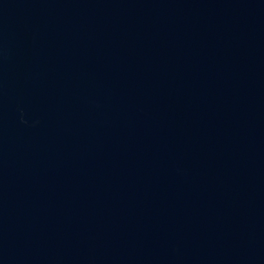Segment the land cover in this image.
Segmentation results:
<instances>
[{"label":"water","instance_id":"water-1","mask_svg":"<svg viewBox=\"0 0 264 264\" xmlns=\"http://www.w3.org/2000/svg\"><path fill=\"white\" fill-rule=\"evenodd\" d=\"M0 264H264V0H0Z\"/></svg>","mask_w":264,"mask_h":264}]
</instances>
